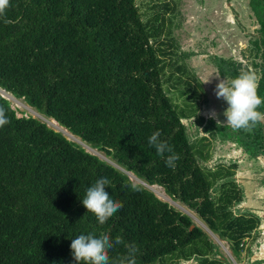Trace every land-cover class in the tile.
Returning a JSON list of instances; mask_svg holds the SVG:
<instances>
[{"label":"trees","instance_id":"16d2710c","mask_svg":"<svg viewBox=\"0 0 264 264\" xmlns=\"http://www.w3.org/2000/svg\"><path fill=\"white\" fill-rule=\"evenodd\" d=\"M9 3L0 15V89L106 161L42 120L19 117L0 94L9 120L0 127V264H76L70 244L90 231L135 244L136 264H228L211 237L152 186L196 213L236 261L244 248L252 255L246 241L258 239L261 217L233 209L244 196L234 179L236 164L214 171L203 164L214 139L234 142L253 160L264 158V124L234 131L198 117L207 136L192 138L184 120L197 116L204 89L187 64L193 54L181 51L169 28L167 14L175 15L177 5L149 6L157 14L147 17L137 0ZM250 7L258 28L243 51L248 62L210 59L221 79L256 69L264 99V0H250ZM258 110L264 112V104ZM156 130L179 154L174 169L148 144ZM101 177L110 180V197L123 204L103 225L82 204ZM124 244L109 252L110 260L126 252Z\"/></svg>","mask_w":264,"mask_h":264},{"label":"rangeland","instance_id":"374dc122","mask_svg":"<svg viewBox=\"0 0 264 264\" xmlns=\"http://www.w3.org/2000/svg\"><path fill=\"white\" fill-rule=\"evenodd\" d=\"M171 2L177 5V13L167 14L169 28L177 38L181 51L192 53L187 64L192 73L196 74L203 83V96L198 102V112L195 118L184 120L188 132L192 138L198 140L207 133L199 125L197 118H203L204 123L210 118L213 110L218 114L217 118L225 120L223 115L227 107L223 99H218L215 95L216 84L221 79L218 70L210 59L213 55L234 60H248L243 58V51L250 47L251 36L257 33L258 26L255 23L253 11L250 7V0H137L143 12H147V17H153L157 9H150L149 6L155 4ZM173 17V24L169 18ZM208 82L204 83L205 81ZM0 94L11 102L18 116L33 117L47 123L51 129L62 133L68 140L82 145L89 154L106 161L101 152L94 150L80 142L79 139L69 134L61 128L55 121L48 120L40 115L36 110L30 108L24 101L13 98L11 95L0 89ZM180 106H184L181 98H173ZM216 121V119H213ZM235 163L234 179L244 192L242 202L233 209H239L242 213L246 210L252 211L261 217V225L258 229V239L252 238L246 241V245L251 247L252 255L244 250L239 255V260L233 256L230 246L225 241H221L218 236L201 221V219L179 202L170 199L163 188L158 186L148 187L159 199L168 203L182 214L188 215L194 222V226L202 228L211 239L219 246L222 256L230 264H251V262L264 260V158L253 160L245 155L232 141H220L214 139L209 146V160L204 162L210 170H216L218 165L229 166ZM130 180L135 184H142L136 176L129 173ZM237 213V212H236ZM254 236L255 233H254ZM238 260V258H237ZM180 262L178 264H195ZM228 263V264H229Z\"/></svg>","mask_w":264,"mask_h":264},{"label":"clouds","instance_id":"9594fccd","mask_svg":"<svg viewBox=\"0 0 264 264\" xmlns=\"http://www.w3.org/2000/svg\"><path fill=\"white\" fill-rule=\"evenodd\" d=\"M9 6V0H0V15H3ZM261 78L256 69L247 68L230 80L219 79L214 91L216 97L223 99L227 104L223 112L225 120H219L215 110L210 114V118L216 119L218 125H226L234 131L241 129L251 131L258 124H264V112L258 110L264 104V99L257 92ZM7 123L9 120L5 110L0 108V127ZM148 144L155 148L158 155L166 157L167 167L172 169L176 167V162L180 159L179 154L175 153L167 141L161 139L159 130L151 133ZM109 185L110 180L101 177L86 189V194L82 198V204L88 212L96 216L101 225L123 207L122 202L110 197L107 191ZM120 244H124L120 237L113 240L105 232L98 234L96 231H90L76 236L70 248L76 264H136L139 249L135 244H124L126 252L110 260L109 252Z\"/></svg>","mask_w":264,"mask_h":264},{"label":"water","instance_id":"95a60500","mask_svg":"<svg viewBox=\"0 0 264 264\" xmlns=\"http://www.w3.org/2000/svg\"><path fill=\"white\" fill-rule=\"evenodd\" d=\"M193 228V227H192Z\"/></svg>","mask_w":264,"mask_h":264}]
</instances>
